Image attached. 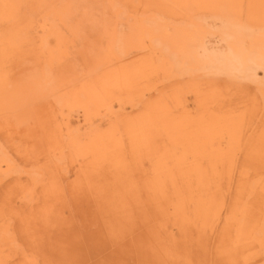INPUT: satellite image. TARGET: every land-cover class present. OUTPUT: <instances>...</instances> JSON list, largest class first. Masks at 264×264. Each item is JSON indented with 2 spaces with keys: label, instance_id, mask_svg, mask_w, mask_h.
I'll return each mask as SVG.
<instances>
[{
  "label": "rangeland",
  "instance_id": "rangeland-1",
  "mask_svg": "<svg viewBox=\"0 0 264 264\" xmlns=\"http://www.w3.org/2000/svg\"><path fill=\"white\" fill-rule=\"evenodd\" d=\"M142 21L208 32L172 56ZM236 32L264 65V0H0V264H264Z\"/></svg>",
  "mask_w": 264,
  "mask_h": 264
},
{
  "label": "bare ground",
  "instance_id": "bare-ground-1",
  "mask_svg": "<svg viewBox=\"0 0 264 264\" xmlns=\"http://www.w3.org/2000/svg\"><path fill=\"white\" fill-rule=\"evenodd\" d=\"M145 23V21H142L138 25L139 36L133 38L134 42L140 41L139 43H141L145 39L150 40V42L154 41L157 45L161 46L172 56H178L180 54L183 57H186L187 55L192 54V47L194 46L193 43L197 42V37L200 36V39L203 40L206 37L205 34L208 32L207 29V31L204 29V26V28L201 27V23L200 25L191 23L189 26L185 27L175 26V30L173 31H167L166 29H164L163 24L158 22L154 24ZM245 39V34L241 32L234 33V38L230 42L231 50L233 51V54L235 56L233 64L235 65V67L240 69H247L252 67L258 73H260V71L261 73H264V65L260 58H255L253 60L250 59L251 51L248 50ZM263 43L264 42L254 40L251 46L253 47V49L256 48L259 53L264 54ZM193 52H195L193 53L195 55L193 56V60H199V54L197 53L198 51L196 49H193Z\"/></svg>",
  "mask_w": 264,
  "mask_h": 264
}]
</instances>
